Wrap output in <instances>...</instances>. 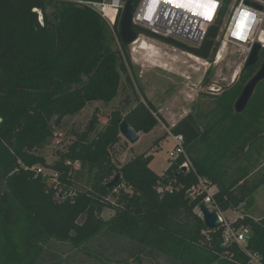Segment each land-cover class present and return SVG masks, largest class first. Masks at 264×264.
Here are the masks:
<instances>
[{
    "label": "trees",
    "instance_id": "obj_1",
    "mask_svg": "<svg viewBox=\"0 0 264 264\" xmlns=\"http://www.w3.org/2000/svg\"><path fill=\"white\" fill-rule=\"evenodd\" d=\"M79 1L104 0H0V264H41L52 240L81 248L106 234L131 242L137 264H144L142 253L173 264H252V257L264 264V218L247 215L264 186V80L246 108L236 110L264 63V47L257 63L245 64L235 84L215 98L209 113L190 112L171 128L173 135H183L186 154L170 160L162 175L151 168L150 153L121 166L114 158L123 139L121 122L145 134L166 123L143 91L145 102L139 100L126 115L114 112L100 132L95 113L50 166L56 182L34 169L46 165L39 151L53 137L54 126L92 102L114 100L122 74L134 84L130 45L120 34L124 10L111 28ZM140 1L133 0L134 9ZM222 2L218 20L199 46L155 36L214 63L233 0ZM134 30L137 36L153 35ZM210 76L209 70L206 82ZM185 162L189 169L181 168ZM201 179L216 188L215 212L244 209L231 226L251 231L245 247L226 245L225 227L209 230L197 214L207 194L193 196L190 190ZM106 209L115 212L108 220Z\"/></svg>",
    "mask_w": 264,
    "mask_h": 264
},
{
    "label": "rangeland",
    "instance_id": "obj_2",
    "mask_svg": "<svg viewBox=\"0 0 264 264\" xmlns=\"http://www.w3.org/2000/svg\"><path fill=\"white\" fill-rule=\"evenodd\" d=\"M237 6V1L233 0L228 13L222 20L217 38L219 47L214 63H209L163 42L150 40L147 36L142 38L150 43L147 50L139 49L138 46H134V43L130 45L129 51L134 65L130 74L134 71V76L131 78L134 84L131 85L127 76L122 74L120 91L114 100L92 102L78 115L63 119L61 126H54L53 137L39 151V154L45 157L46 165H37L34 169L42 171L47 177L52 175L50 166L58 159L60 153L67 152L75 140L76 133H82L87 129L95 113L98 122L97 130L100 132L108 126L114 112L119 111L122 115H126L139 100L145 102V96L156 107L159 116L163 117L166 123H161L149 134L142 133L135 144L129 143L122 137V142L114 150V158L121 166L137 155L150 153L155 157L151 168L162 175L170 166L169 153L175 146L171 128L190 112L209 113L216 106L215 98L235 84L248 60L249 45H241L228 37V28ZM260 37H264V23L255 29L254 39L258 42ZM209 70L211 76L206 82ZM211 88L216 91L212 92ZM166 135V139L157 145L156 141ZM262 163L264 164V160ZM254 202V206L247 215L255 220L264 218V186L255 193ZM243 210L242 208L238 212L223 213V217L229 223L234 222L241 216ZM114 213L113 210L106 209L103 218L108 220ZM135 255L138 254L131 242L106 234L81 248L52 240L45 248L41 264H119L120 262L137 264ZM142 256L144 264H173L163 256H147L146 253H142ZM253 264L258 263L253 262Z\"/></svg>",
    "mask_w": 264,
    "mask_h": 264
},
{
    "label": "built area",
    "instance_id": "obj_3",
    "mask_svg": "<svg viewBox=\"0 0 264 264\" xmlns=\"http://www.w3.org/2000/svg\"><path fill=\"white\" fill-rule=\"evenodd\" d=\"M236 1L238 4V8L234 13L233 18L240 8L243 12H245L244 10H246L247 13H251L254 16V31L252 33V36L249 37L244 44L245 46L249 45V47H247V56L249 57L253 51L255 44L260 43L264 47V43H261L259 40L257 42L254 39L255 29L264 23V1L250 0V3L248 2V0ZM153 2H155V0H141L137 8L133 11V27L143 28L153 34L152 36L140 34L138 35L137 40H140L143 37L147 36V38H150V40L162 42L155 36L158 35L165 38H172L183 43L200 45L207 34L209 26L218 20L223 8L222 0H211V3H214L216 5V9L214 7L215 15L214 18H212L210 21L208 16L205 14H208L207 11H209V9L211 8V3L209 2V0H203V2L205 3L204 6L206 8V11L203 10V12H200L199 9L196 10V8L186 7L183 10H179V8H174L172 4L169 5L166 3H162L160 0L156 1L155 4ZM78 3L88 6L100 13L106 20V22L111 26V28H113L117 22L120 11L124 10L125 8L127 0H104L102 3L79 1ZM147 4L148 6L146 7ZM185 9H188L192 12H188ZM203 24H206V26L204 27ZM230 27L231 24L228 28V32L230 31ZM231 39L235 41L233 38ZM142 41L146 42L143 39ZM211 91L215 92L216 89L211 88ZM171 136L175 143V146L174 149L169 153V156L170 160H175L180 155L186 154L184 146L185 139L183 135L172 134ZM181 168L189 169V162H185L181 166ZM38 172L42 173V171L40 170ZM44 176L47 175L44 174ZM48 177H50L51 180H53L54 178L55 182L57 180L56 175H54L53 172L52 175H48ZM213 188L215 187H209V183L207 180L201 179L199 184L197 186H194L190 190L191 195L193 196L203 193L207 194L204 204L211 212H215V210L217 209V206L212 202V195L215 192ZM196 212L202 219H204V214L199 207L197 208ZM217 213L221 221V225L225 227L223 234L225 244L232 245L233 243H236L240 246L245 247L247 237L249 236L251 231L246 228H234L233 226H231V223H229L227 219L223 217L222 212ZM252 259V264L253 262H257L258 264H260L256 257H252Z\"/></svg>",
    "mask_w": 264,
    "mask_h": 264
},
{
    "label": "water",
    "instance_id": "obj_4",
    "mask_svg": "<svg viewBox=\"0 0 264 264\" xmlns=\"http://www.w3.org/2000/svg\"><path fill=\"white\" fill-rule=\"evenodd\" d=\"M133 11H134V2L133 0H128L125 5L121 20L120 34L123 42L129 45H132L138 38L132 24ZM262 47L263 46L260 43L255 44L253 51L248 57V60L246 62L247 66H253L257 63L259 59V52L262 49ZM263 80H264V63L261 69L259 70V72L257 73V75L245 87L240 99L238 100L236 104V110L238 113H241L246 108L257 86ZM120 135L131 144H135L140 139L139 133H137L127 121L121 122ZM119 177L120 176H117L116 180L110 184V187L116 183ZM199 208L204 214V223L209 230H216L221 226V221L219 219L217 212L209 211L205 204H201Z\"/></svg>",
    "mask_w": 264,
    "mask_h": 264
},
{
    "label": "bare ground",
    "instance_id": "obj_5",
    "mask_svg": "<svg viewBox=\"0 0 264 264\" xmlns=\"http://www.w3.org/2000/svg\"><path fill=\"white\" fill-rule=\"evenodd\" d=\"M155 1H159V0H155ZM162 3H166V4H172L174 8H179V10H183L185 7L187 8H192V7H197V9L200 10V12H203V10L206 11V8L204 6V2L203 0H160ZM183 4V7H180L178 5ZM215 9H216V5H215ZM215 9L211 10V16L209 18L208 14L205 13L208 18L211 19L214 18L215 15ZM188 12H192L189 11L188 9H185ZM245 12L242 11V9L240 8L237 13L235 14L232 23H231V27H230V31L228 32V37L229 38H233L237 43L239 44H245V41L252 36V33L254 31V16L251 13H247L246 10H244ZM208 12V11H207ZM203 26L205 27L206 24H203ZM241 36H243L244 38L241 39ZM259 41L261 43H264V38L260 37ZM134 46H138L139 49L141 50H147V48H149V43L142 41V39L137 40L136 42H134ZM153 48V47H152ZM221 59V57L219 58V60Z\"/></svg>",
    "mask_w": 264,
    "mask_h": 264
},
{
    "label": "snow or ice",
    "instance_id": "obj_6",
    "mask_svg": "<svg viewBox=\"0 0 264 264\" xmlns=\"http://www.w3.org/2000/svg\"><path fill=\"white\" fill-rule=\"evenodd\" d=\"M209 2L211 3V0H209ZM178 6L183 7L184 5H183V4H180V5H178ZM214 7H215V4H214V3H211V8H210L209 11H208V16H209V18H210V16H211V10L214 9ZM243 38H244V37L241 36V39H243Z\"/></svg>",
    "mask_w": 264,
    "mask_h": 264
},
{
    "label": "crops",
    "instance_id": "obj_7",
    "mask_svg": "<svg viewBox=\"0 0 264 264\" xmlns=\"http://www.w3.org/2000/svg\"><path fill=\"white\" fill-rule=\"evenodd\" d=\"M153 3L155 4L156 1L153 2ZM187 8H188V7H187ZM192 8H195V7H192ZM196 8H197V7H196ZM212 10H213V9H212ZM150 11H151V10H150ZM149 44H150V43H149ZM158 127H159V126H158ZM141 134H142V133H139L140 138H141ZM122 140H123V139H122ZM154 158H155V157H154ZM213 190L216 191V188H213ZM238 211H239V210H238ZM238 211H237V212H238ZM228 212H230V211H228ZM234 212H235V211H234ZM226 213H227V212H226Z\"/></svg>",
    "mask_w": 264,
    "mask_h": 264
},
{
    "label": "clouds",
    "instance_id": "obj_8",
    "mask_svg": "<svg viewBox=\"0 0 264 264\" xmlns=\"http://www.w3.org/2000/svg\"><path fill=\"white\" fill-rule=\"evenodd\" d=\"M148 6V4L146 5V7Z\"/></svg>",
    "mask_w": 264,
    "mask_h": 264
}]
</instances>
